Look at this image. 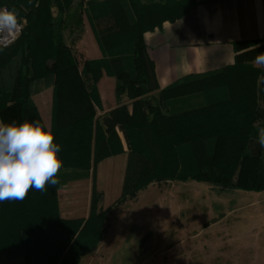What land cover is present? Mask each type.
<instances>
[{
    "label": "trees",
    "instance_id": "obj_1",
    "mask_svg": "<svg viewBox=\"0 0 264 264\" xmlns=\"http://www.w3.org/2000/svg\"><path fill=\"white\" fill-rule=\"evenodd\" d=\"M0 5L25 21L16 41L0 48V72L13 68L12 86L0 87V121L45 124L32 86H51L50 129L62 160L55 186L47 185L45 192L30 188L23 201L0 202V262L22 257L25 264H78L95 251L111 206L99 207L94 174L87 216L62 215L60 190L69 179L94 171L117 129L128 151L118 204L154 181L190 179L223 192L264 191L259 143L264 65L252 62L264 53V42L236 41L233 64L160 89L144 33L189 14L196 0H0ZM86 21L110 54L106 63L85 59L80 66L66 42L63 32L81 31ZM104 68L115 78L117 105L98 122L94 103ZM124 95L130 110L121 101Z\"/></svg>",
    "mask_w": 264,
    "mask_h": 264
},
{
    "label": "rangeland",
    "instance_id": "obj_2",
    "mask_svg": "<svg viewBox=\"0 0 264 264\" xmlns=\"http://www.w3.org/2000/svg\"><path fill=\"white\" fill-rule=\"evenodd\" d=\"M84 26L73 34L63 32L80 66L85 59L106 63L110 54L101 49L87 21ZM255 61L253 64L259 67ZM7 68L0 72L3 89L12 86L13 68ZM104 75L106 84L115 82L105 68ZM32 87V99L49 108L51 114L52 87L44 82H36ZM96 91L98 99L97 85ZM121 99L130 103L125 95ZM44 111L47 122L49 117ZM97 113L95 108L94 116ZM104 154L106 157L94 171L90 169L69 179L61 190L60 205L63 201L69 204L64 210L72 216H87L94 174L99 207L111 206L104 222L106 232L96 243L95 251L81 257L78 264H264V191L223 192L206 182L190 179L154 181L118 204L128 151H124L115 135L109 139ZM1 264L23 261L21 257L14 261L2 259Z\"/></svg>",
    "mask_w": 264,
    "mask_h": 264
},
{
    "label": "crops",
    "instance_id": "obj_3",
    "mask_svg": "<svg viewBox=\"0 0 264 264\" xmlns=\"http://www.w3.org/2000/svg\"><path fill=\"white\" fill-rule=\"evenodd\" d=\"M196 1V7L189 14L174 22H164L160 28L144 33L147 53L160 89L186 75L212 72L233 64V43L236 41L264 42V0ZM104 77L97 82L99 96L94 103L98 110L95 116L98 122L105 112L117 105L114 98L115 82L111 80L106 84ZM108 85L109 92L106 91ZM38 99L40 101V97ZM106 99L110 100L107 104ZM36 102L43 119L44 110L49 117L44 122L50 128L49 108H43V104ZM128 108L130 110L131 105L128 104ZM116 135L125 151L127 145L122 131L117 129ZM66 205L69 206L65 201L60 205L62 215L74 217L64 210ZM22 261L25 264L23 258Z\"/></svg>",
    "mask_w": 264,
    "mask_h": 264
},
{
    "label": "clouds",
    "instance_id": "obj_4",
    "mask_svg": "<svg viewBox=\"0 0 264 264\" xmlns=\"http://www.w3.org/2000/svg\"><path fill=\"white\" fill-rule=\"evenodd\" d=\"M21 26L15 9H0V38L10 37ZM255 62L264 65V53ZM259 143L264 147V129ZM60 151L51 129L40 121L0 122V202L23 201L30 188L45 192L47 185L55 186L62 167Z\"/></svg>",
    "mask_w": 264,
    "mask_h": 264
},
{
    "label": "built area",
    "instance_id": "obj_5",
    "mask_svg": "<svg viewBox=\"0 0 264 264\" xmlns=\"http://www.w3.org/2000/svg\"><path fill=\"white\" fill-rule=\"evenodd\" d=\"M5 7L6 6L0 5V9H3ZM19 23L22 25L19 31L15 32L13 35H11L10 37H7L6 39L0 38V48H6L16 41L23 27V24L21 22Z\"/></svg>",
    "mask_w": 264,
    "mask_h": 264
}]
</instances>
